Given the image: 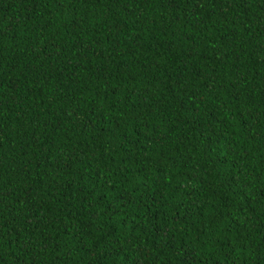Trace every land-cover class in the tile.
Returning a JSON list of instances; mask_svg holds the SVG:
<instances>
[{"label":"trees","instance_id":"16d2710c","mask_svg":"<svg viewBox=\"0 0 264 264\" xmlns=\"http://www.w3.org/2000/svg\"><path fill=\"white\" fill-rule=\"evenodd\" d=\"M0 264H264V0H0Z\"/></svg>","mask_w":264,"mask_h":264}]
</instances>
